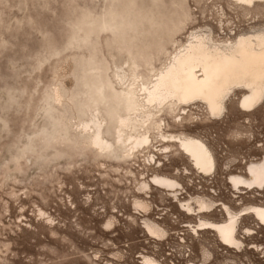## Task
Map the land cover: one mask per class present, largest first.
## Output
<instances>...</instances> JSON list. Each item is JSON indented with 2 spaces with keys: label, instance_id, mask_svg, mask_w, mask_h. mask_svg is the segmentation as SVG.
I'll return each mask as SVG.
<instances>
[{
  "label": "rangeland",
  "instance_id": "1",
  "mask_svg": "<svg viewBox=\"0 0 264 264\" xmlns=\"http://www.w3.org/2000/svg\"><path fill=\"white\" fill-rule=\"evenodd\" d=\"M200 28L232 41L264 28V2L0 0V264H148L144 256L161 264H264V226L252 214L240 219L238 249L214 230L194 229L199 215L224 221L223 202L234 211L264 204V188L237 192L230 183L264 156V98L249 111L239 104L247 91L236 89L216 118L202 102L167 105L154 117L160 128L151 121L125 128L148 131L146 147L132 152L116 142V119L130 113L125 90L150 80ZM96 114L115 141L110 150L94 147L83 130ZM175 134L202 137L214 172L197 169L170 142ZM156 173L178 179L177 198L151 181ZM195 196L217 206L188 214L181 201ZM137 199L147 211L135 209ZM144 218L167 235H150Z\"/></svg>",
  "mask_w": 264,
  "mask_h": 264
},
{
  "label": "bare ground",
  "instance_id": "2",
  "mask_svg": "<svg viewBox=\"0 0 264 264\" xmlns=\"http://www.w3.org/2000/svg\"><path fill=\"white\" fill-rule=\"evenodd\" d=\"M236 1L245 5H253L259 1L264 2V0ZM213 34L211 28L190 31L185 42L170 54L165 66L156 71L150 80L141 79L137 83H132L130 87L128 86L121 97L126 101V107L130 113L116 119V142L127 143L132 152L146 147L152 140L148 131L126 134L125 128L133 126V129L136 123H140V127H143L142 123L149 121L160 128L154 117L157 111L167 105L174 108L177 105L202 102L201 104L206 105L209 114L216 118L222 114L227 105V98L236 89L242 88L247 91L239 104L249 111L264 98V28L241 33L229 42L216 41ZM117 77L120 82L124 83L127 77L126 71H118ZM81 124L84 131H90L88 142L97 149L106 151L115 146V141L105 137V127L99 115H92L89 120L82 121ZM170 137H172L170 142H177L197 169L205 174L214 172L216 165L214 154L202 137L196 135L176 136V134ZM167 148L169 145L164 147L166 150ZM245 174L240 175L236 172L231 174V186L237 192H240L241 188H256L262 191L264 188V156L258 161L248 162ZM151 181L170 191L175 198L178 197L177 192L181 187L178 179L156 173ZM151 181L142 182L141 189L149 188ZM212 199L206 198V196H195L186 202L179 201L188 214L199 215L215 209L217 202ZM191 201L196 203L197 208L192 205ZM221 206L226 213L224 221L214 222L211 218L199 215L195 231L198 229L214 230L225 245L238 249L243 244V239L238 237V227L242 216L252 214L258 223L264 226L263 203L248 205L239 211H234L230 205H226L224 202ZM148 207V203L144 200L137 199L135 201V209L147 211ZM144 226L147 232L155 237L163 238L167 235L166 229L152 219L144 218ZM251 229L246 228L243 232L250 233ZM208 254L205 252L204 255L207 257ZM144 257L148 264H161L154 258Z\"/></svg>",
  "mask_w": 264,
  "mask_h": 264
}]
</instances>
